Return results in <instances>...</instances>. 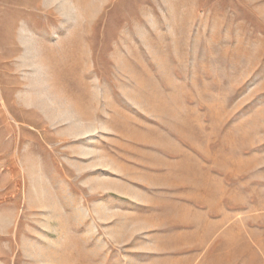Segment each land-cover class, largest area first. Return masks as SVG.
<instances>
[{"label": "rangeland", "instance_id": "rangeland-1", "mask_svg": "<svg viewBox=\"0 0 264 264\" xmlns=\"http://www.w3.org/2000/svg\"><path fill=\"white\" fill-rule=\"evenodd\" d=\"M0 264H264V0H0Z\"/></svg>", "mask_w": 264, "mask_h": 264}]
</instances>
